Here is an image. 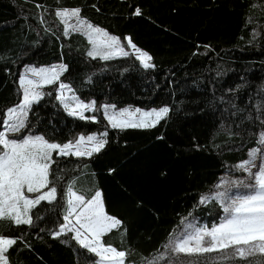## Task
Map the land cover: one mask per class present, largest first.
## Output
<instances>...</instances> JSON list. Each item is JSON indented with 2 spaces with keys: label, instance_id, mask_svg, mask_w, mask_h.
Wrapping results in <instances>:
<instances>
[{
  "label": "trees",
  "instance_id": "1",
  "mask_svg": "<svg viewBox=\"0 0 264 264\" xmlns=\"http://www.w3.org/2000/svg\"><path fill=\"white\" fill-rule=\"evenodd\" d=\"M76 8L109 35L130 38L154 67L142 69L123 58L103 72L85 56L80 35L63 38L60 26L49 20L41 29L39 10ZM136 8L141 15H134ZM247 20L263 27L258 39H251ZM218 61L229 65L223 79L214 69ZM52 62L66 66L60 81L82 100L170 109L150 129L102 128L107 143L87 162L85 178L102 192L107 213L127 229L106 235L105 243L126 251L127 263L140 264L190 212L207 223L218 215L215 207H198L199 199L222 172L245 159L250 146L226 150L232 142L217 132L216 96L228 88L234 91L230 101L243 103L264 82V0H0V121L18 101L20 68ZM236 83L242 86L235 91ZM28 118L34 123L29 133L55 143L84 125L103 126L99 115L93 123L65 114L51 89ZM53 158L59 166L73 162ZM39 211L44 217L32 228L0 222V234L18 238L7 253L9 264H83L90 257L86 252L68 237L52 238L57 214L44 207L33 213Z\"/></svg>",
  "mask_w": 264,
  "mask_h": 264
},
{
  "label": "snow or ice",
  "instance_id": "2",
  "mask_svg": "<svg viewBox=\"0 0 264 264\" xmlns=\"http://www.w3.org/2000/svg\"><path fill=\"white\" fill-rule=\"evenodd\" d=\"M37 7H40L37 5ZM64 25V35L69 32H81L86 35L91 50L87 52L93 59L99 57L103 60L128 56L121 45L120 38L109 35L105 30L93 26L80 16V9H62L55 13ZM134 15H141L139 8ZM75 19V23L69 21ZM43 22V21H42ZM127 39V45L137 53L136 58L144 69L154 67L150 63L152 57L141 52ZM65 65H53L49 68L27 67L19 76L18 83L22 90L19 103L4 110V118L0 121V222L8 221L10 225L31 226L33 223V210L42 202L53 203L57 199V188L50 186L52 181V165L56 163L55 156L91 157L104 148L107 141L96 134L80 135L74 142L64 144L50 142L42 134H23L29 129L28 116L34 103L43 99L45 93L41 91L46 85L59 81L66 71ZM71 92L69 85L59 83L56 99L59 100L68 115L79 119L96 120V117H86L84 112L94 111L95 102L90 104L79 101L74 95L66 97L64 91ZM50 95V93H49ZM71 101V102H70ZM105 105L104 115L112 128H151L165 119L170 111L168 107L142 111L141 109H122L109 114ZM114 108V106H111ZM139 119H123L135 117ZM106 136L107 133H103ZM260 143H264V134L260 136ZM259 150L249 153L250 159L237 165V168L246 172L253 183L232 181L236 187L243 186L250 189L245 194L230 196L228 189L217 191L211 197L202 196L200 203L208 200L219 201L226 214L221 223L212 228H194L186 231L183 236L174 238L167 247L174 253H204L212 251H226L233 249V255L242 259L264 254V163L258 171L254 160ZM227 181H222L217 188H223ZM229 201L225 204V201ZM67 207L64 210L62 223L56 231L51 233L53 239H59L69 233L82 249L98 257L93 264H126L128 253L118 250L110 243H105L104 237L113 231L127 229L123 221L107 213L103 202V194L97 190L90 199L78 194L69 184L67 189ZM208 239H205V238ZM17 237H8L0 234V264H9L7 253L17 244ZM64 242V241H62Z\"/></svg>",
  "mask_w": 264,
  "mask_h": 264
},
{
  "label": "rangeland",
  "instance_id": "3",
  "mask_svg": "<svg viewBox=\"0 0 264 264\" xmlns=\"http://www.w3.org/2000/svg\"><path fill=\"white\" fill-rule=\"evenodd\" d=\"M58 10H62V9H47V10H41V11L39 10V12H38V14L40 16L39 18H41L42 21H43V18H42L43 16L47 19L46 21H43V22L41 21V23L39 22L41 29L43 27L45 28L44 23H48V20H49V21H53V22L55 21L56 23L55 22L54 23L56 25L60 26V29H61L60 33H61L63 38H67L71 34L80 35L85 40V44L87 46L86 51H85V56L88 59L92 60V62L96 66H99L100 68H102L101 70L103 72H108L109 70L117 67L116 64L113 62L117 59H123V58L133 59V61H135L136 64L140 68L144 69L143 66L141 65L140 61L136 58L137 53L135 52V50L130 48L127 45V39L126 38L120 39V41H121V45L124 47L125 51L130 53L128 56H126V57L118 56L116 58H110L108 60H103V59H100L99 57H97L95 59H93L92 57H89L87 55V52L89 50H91L92 45L89 44L86 35L83 34V31H81V32H71L70 31L69 34L67 36H65L64 35V25L60 22V19L58 17H56V15H55L56 11H58ZM69 23L70 24L75 23V19L70 20ZM247 24L251 26V29H250L251 39L252 40L258 39L260 34L263 31V27L258 26L256 23L252 22L251 20H247ZM53 65H61V64L57 63V62H52L51 64L46 65V66H35V65L30 64V65H24L20 68L19 73H18V77L16 80L17 88H18V94H17L18 101H17V103H19L20 99L22 98V90L19 87L18 79H19V76L25 72V69L27 67L49 68ZM228 66L229 65L227 63L219 62V61L217 62V64H215L214 69L216 68V70H217V73H216L217 78L223 79L225 77L226 73L228 72L226 70V67H228ZM217 82L219 83V80ZM59 83H61L60 79L58 82H56L54 84L46 85L44 88L41 89V91L46 94L49 91V89H51L54 91L55 98H56V96L59 94V92H58ZM62 83H64V82H62ZM64 84H66V83H64ZM241 86H242L241 83H236V84H234L233 88L236 91V90H239V88H241ZM70 88H71V86H70ZM221 91H222V95L217 94V96H216L217 97L216 98L217 103L220 107V111L218 113L219 114L218 115L219 122L217 125V132L222 137H224V139H222V141L231 140L232 143H235L234 145H232V143L229 144L227 146L226 150L232 151V149L237 150V149H241L245 146L246 147L250 146L246 152L245 159L243 161L250 159L249 153L251 151L256 150V149L259 150L257 152L256 158L254 160L256 167L252 168V171L256 172V171H258L259 166L262 163H264V143L259 142L261 134H264V82L260 83L257 86L256 94L253 95L251 99L245 100V102H243V103H237V102L230 101V97L233 94L231 92H234L233 90L231 91V90H228V88H222ZM219 92H220V89H219ZM64 95L66 97H71L73 95L75 97H77V95L74 93L72 88H71V92L65 90ZM78 99H79V101L86 103V104H90V103L94 102L93 99H88L87 101L82 100L80 98H78ZM56 101L59 104V106L62 108L64 113L68 115L67 111H65V109H64L63 104L57 99H56ZM105 105L109 106L107 109L109 114H112L113 112H119L120 110L125 109V108L131 109V110H135L138 108V109H141L142 111H150L152 109H160L161 107H168L166 105H162L159 107L158 106L157 107L156 106L147 107L144 105L142 106V105H136V104H132V103H127L124 105H117V104L115 105L113 103H106V102L96 103L95 102V110L94 111H86V112H84V115L86 117H93V116L97 117V115H99L100 121H101L103 126L100 129H98V126L96 128H94V127H90L88 125H84V127L82 129L75 130L71 134L70 138L67 137L68 138V139L66 138L67 140H65V141L63 140L59 144L62 145V144L67 143L69 141L74 142L80 135L87 136V135L96 134L98 137L105 139V136L102 135L103 133H105V131L102 130V128L109 129V130L150 129V128H139V127H137V128L128 127V128H123V129L112 128L109 125L108 120L105 118V115H104L105 110H104L103 106H105ZM111 106H114V108ZM9 107H12V106H9ZM68 116H70V115H68ZM70 117H74V116H70ZM3 118H4V112L2 115V119ZM74 118L79 119V117H74ZM139 118H140L139 113H137L135 117H128V116L123 117V119H139ZM30 119H31V117H30ZM165 119H163V120H165ZM28 120H29V118H28ZM79 120H82V119H79ZM163 120H161L158 124H160ZM83 121L93 122V123L96 122V121H92L90 119H84ZM28 124L31 127H30V129L25 130L23 134H31V133H29V131H31L34 128V127H32V125L34 124L33 120H30ZM151 128H153V127H151ZM95 154H97V153H94L91 157H77L75 155H69L66 158H70L71 160H73V162L71 164L69 163V165L66 164L65 166H59L58 162H57V163L52 165L53 175L50 177V179L52 181V184L50 186H55L57 188V199L55 202H53L51 204L42 202L41 205H39L33 211H36L40 207H44V208L48 209L49 211L57 214L54 218V224H53V228H55L54 231H56L59 227V224L63 222L62 217L64 215V210L67 207V204H66L67 189H68L69 184H71L73 186L74 191H76L78 194L84 195L85 198H86L87 194H91L90 196H92L97 190H99L92 183H88L86 181L87 179L85 178L86 172H87L86 169H88L87 162ZM243 161H241V162H243ZM241 162L236 163L235 165L232 166V168H228L224 172H222V174L217 177V180L211 186L209 191H207L202 196L211 197L217 191H224L225 189H228V194L230 196H235L237 194H245V193L249 192L250 189H245L243 186L236 187L230 183L232 181H241V180H243L245 183H253V181L248 178V174L246 172L237 168V165L240 164ZM64 174L66 176H64ZM65 177H66V180L64 181L63 179ZM222 181H227L229 183H225L223 188H217V185L220 184ZM201 197H200V199H201ZM200 199H199V201H200ZM228 202L229 201L226 200L224 203L227 204ZM208 206L215 207V209L218 210V213H217L218 215H214V218L209 217V218H211L209 223H207L203 219H200L197 216L198 213H196L195 210L190 212L184 218L180 219L179 224L171 230V232L167 236L166 240L163 241L162 244L160 245L159 249L157 251H155L153 254H151L149 257L144 259L142 262H140V264H264V254L258 253L256 256L248 257L246 259H242L239 256H234L233 255V249H231V248L226 250V251H212V252H204V253L193 252L192 254L174 253V252H171L169 250L167 245L174 238L183 236V234L186 231H191V228H189V225L193 226L194 228H208V229H210L213 226L221 223L222 219L226 215L223 211V207H222L221 203L219 201L211 200V199L206 201L203 204L198 202V207H208ZM43 214L44 213L42 211H39V213H37V214H36V212H35V214L33 213L32 225L31 226L21 225L19 227H24L25 229H27L29 227L32 228L34 225H37L38 223H40V221L44 217ZM14 227L16 228V226H14ZM40 227H41V230H38V232H41L45 228V226L43 224L37 228H40ZM117 231H119V230H117ZM71 236H72V234L69 233V234H67V236L65 235L64 237L65 238L68 237L69 241L72 242V244H74L75 246H78L80 248V246L74 240L71 239ZM205 239H208V238L206 237ZM82 250L84 252H86L87 255L90 256V257L84 256L85 260L82 261L83 264H93V261L98 259V257H96L94 254L88 253L85 249H82ZM126 264H132V263L126 262Z\"/></svg>",
  "mask_w": 264,
  "mask_h": 264
},
{
  "label": "water",
  "instance_id": "4",
  "mask_svg": "<svg viewBox=\"0 0 264 264\" xmlns=\"http://www.w3.org/2000/svg\"><path fill=\"white\" fill-rule=\"evenodd\" d=\"M119 1H123V0H119Z\"/></svg>",
  "mask_w": 264,
  "mask_h": 264
}]
</instances>
